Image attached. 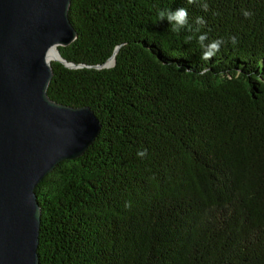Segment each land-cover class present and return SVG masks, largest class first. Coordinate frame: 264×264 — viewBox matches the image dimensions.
Returning a JSON list of instances; mask_svg holds the SVG:
<instances>
[{
    "label": "trees",
    "instance_id": "1",
    "mask_svg": "<svg viewBox=\"0 0 264 264\" xmlns=\"http://www.w3.org/2000/svg\"><path fill=\"white\" fill-rule=\"evenodd\" d=\"M50 100L101 130L37 186L39 264H264V0H71ZM115 56V64L101 68Z\"/></svg>",
    "mask_w": 264,
    "mask_h": 264
},
{
    "label": "water",
    "instance_id": "2",
    "mask_svg": "<svg viewBox=\"0 0 264 264\" xmlns=\"http://www.w3.org/2000/svg\"><path fill=\"white\" fill-rule=\"evenodd\" d=\"M71 0H0V264H39L36 188L63 161L77 159L100 133L89 107L48 97L50 49L77 38ZM111 66L115 64V56ZM68 68H78L64 60Z\"/></svg>",
    "mask_w": 264,
    "mask_h": 264
},
{
    "label": "bare ground",
    "instance_id": "3",
    "mask_svg": "<svg viewBox=\"0 0 264 264\" xmlns=\"http://www.w3.org/2000/svg\"><path fill=\"white\" fill-rule=\"evenodd\" d=\"M49 55H54L57 58L56 60H60V55L58 54V50L55 47L50 49V51L48 52L47 60H48ZM48 62L50 63L49 60H48ZM112 64H113V60H109V62L106 64V66H111Z\"/></svg>",
    "mask_w": 264,
    "mask_h": 264
},
{
    "label": "rangeland",
    "instance_id": "4",
    "mask_svg": "<svg viewBox=\"0 0 264 264\" xmlns=\"http://www.w3.org/2000/svg\"><path fill=\"white\" fill-rule=\"evenodd\" d=\"M57 58L54 56V55H49L48 56V60L50 61V63H52V62H55V61H58V60H56Z\"/></svg>",
    "mask_w": 264,
    "mask_h": 264
}]
</instances>
